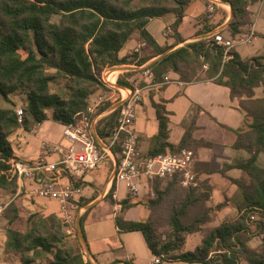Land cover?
<instances>
[{"label":"trees","instance_id":"16d2710c","mask_svg":"<svg viewBox=\"0 0 264 264\" xmlns=\"http://www.w3.org/2000/svg\"><path fill=\"white\" fill-rule=\"evenodd\" d=\"M197 1L0 0V96L7 99L19 88L26 89L24 130H29L30 120L39 124L52 119L66 125L86 109L92 94L104 88L101 79L104 68L128 63V57H121L120 52L133 35L151 45L156 55L164 54L168 48L156 43L147 30L149 22L174 15L173 28L177 41L181 42L178 28L187 7ZM220 1L230 5L233 13L224 33L233 39L244 35V30L254 23L249 8L260 0ZM55 16L60 17L59 23L52 22ZM263 60L243 59L234 49L231 58L224 61L222 47L212 40L201 39L165 54L152 66L158 79L173 71L186 83L204 78L228 87L231 97L238 98L242 109L253 118L249 131L237 132L234 145L246 151L248 158L228 167L245 174L240 180H232L237 186L232 199L239 213L237 219L223 222L217 228L209 227L215 211L223 205L215 208L208 205L212 188L207 181L197 187H183L178 176L151 183L154 196L146 206L149 216L145 221L116 219L120 231L141 232L155 257L167 262L264 264V239L257 248L248 245L252 230L249 220L255 214H264V165L258 163L264 154V97L255 98L256 88L264 90ZM206 64L208 69L202 71ZM52 83H62L63 89L53 93ZM155 108L159 133L155 147L146 156L165 154L168 148L175 154L180 149L195 151L202 146V142L192 138L191 128L178 146L170 144L168 112L163 105L155 104ZM116 115L114 111L98 123L97 134L103 141L116 129ZM20 128L15 110L0 108V159L13 156L8 137ZM1 170L0 167V190L15 196L17 180L8 179ZM24 199L25 194H20L5 211L7 253L18 256L20 264H91L65 242L62 224L54 213L45 215L38 211L25 219ZM122 204L125 209L128 201ZM160 208L168 212V230L163 235L158 232L155 219ZM80 228L84 233L83 220ZM263 232L264 221H260L257 233ZM195 234L201 235L199 244L186 251L187 239Z\"/></svg>","mask_w":264,"mask_h":264},{"label":"crops","instance_id":"0c3cea01","mask_svg":"<svg viewBox=\"0 0 264 264\" xmlns=\"http://www.w3.org/2000/svg\"><path fill=\"white\" fill-rule=\"evenodd\" d=\"M253 15L254 23L250 29H245L244 34L254 31V39L251 44L252 55L246 56L245 49L237 46L235 49L243 59H249L264 52V0L249 8ZM209 19H204L205 15ZM233 16L230 5L222 4L214 14L208 12V0H198L187 7L186 16L178 28L182 41H177L176 32L173 28L174 15H166L161 18L152 19L148 26V32L153 36L156 43L168 50L162 55H156L154 48L146 42V46L135 50L141 45L139 35L133 37L126 43L120 52L121 57H128V63L114 65L111 70L119 74V86L127 89L136 85L146 87L144 100L138 106V115L135 123V131L139 136V148L144 154L152 150L156 143L155 137L159 133V121L155 104L163 105L168 112V142L178 146L186 131L192 129V138L202 142L195 151L194 172L198 178V184L207 181L212 188L211 198L208 205L217 207L223 205L220 210L215 211L211 228L219 227L223 222L234 221L239 213L233 202L237 193V186L232 180H240L245 174L237 168H228L236 165L237 161L248 158V153L234 147L237 141V132L245 127L246 113L240 105L238 98L231 97L228 87L214 83L211 80H201L186 83L180 80L178 74L170 71L166 76L171 80L165 84L164 78L156 77L155 86L147 87L149 81L144 76V70L152 68L165 54L187 46L201 39H209L216 32L225 31ZM208 29H212L208 31ZM172 34H167L169 31ZM143 63L139 64V61ZM165 77V76H164ZM107 103L109 112L105 117L112 114L120 101ZM117 117V115H116ZM40 130L36 126L29 128L32 136L31 143L20 153L13 150V158L35 162L46 156L42 146L65 145L63 137V125L56 123L58 130L55 134L43 130L46 122ZM97 134V128L95 129ZM20 129H19V131ZM38 132V133H37ZM21 135V134H20ZM98 136V134H97ZM99 137V136H98ZM100 138V137H99ZM169 151V148L167 149ZM24 152V153H23ZM47 158L51 161L57 160V155L50 154ZM261 160V159H260ZM116 172L115 161L112 159L108 165L100 167L96 171L86 172L79 178L83 191L80 197V209L77 214V231L81 241V252L84 260L91 264H155V256L149 249L146 239L141 232L120 231L116 224L117 218L124 221H145L149 216L147 204L153 196L152 184L140 181L137 194L130 196L129 190L124 184L118 185L116 189L117 200L114 202L128 201L127 208L121 209L117 214L114 211V202L109 193L112 189V181ZM30 197L25 194V198ZM26 199L24 202L26 203ZM46 207H37L43 214L54 213L59 215V206L53 201H42ZM47 204V205H46ZM83 220L82 233L80 221ZM4 228V227H3ZM5 234V229H4ZM187 239L186 247L189 251L195 249L201 240V235L195 234ZM194 236V235H192ZM5 240L0 237V245L5 257L0 264H20V258L5 251ZM161 264H202L187 263L183 261L162 262Z\"/></svg>","mask_w":264,"mask_h":264},{"label":"built area","instance_id":"2783aa9c","mask_svg":"<svg viewBox=\"0 0 264 264\" xmlns=\"http://www.w3.org/2000/svg\"><path fill=\"white\" fill-rule=\"evenodd\" d=\"M220 0H208V12L214 14L222 6ZM170 30L167 34H172ZM254 31L239 35L235 40L226 37L224 31L216 32L211 40L224 49V61L231 58V51L242 45H251ZM146 42L135 50L139 53ZM205 70L208 65H204ZM108 68L101 77L104 88L99 95L88 102L85 110L77 113L72 122L63 125L65 145L42 146L43 158L35 162H26L16 158H9L7 168L1 173L8 179H16L18 190L15 197L22 193L33 195L41 200L53 201L59 206V217L67 226V233L77 234L76 218L80 209L82 185L79 178L86 172L96 171L108 165L110 160L115 161L116 172L112 181L110 199L117 200L116 188L124 184L130 196L137 194L140 181L152 183L156 179L175 178L178 176L183 187H197L198 178L194 172L195 153L190 149H180L177 153L168 151L165 154L146 156L139 148V136L135 131L138 115V106L144 100L145 88L140 84L133 88L124 89L119 86V74ZM144 76L149 79L147 87L155 86L156 75L151 68L144 70ZM164 83L171 82L168 76ZM119 98L116 129L112 136L103 141L96 134L98 123L105 118L107 103L115 102ZM19 124L24 123V110L16 111ZM50 154L57 155V160L47 158ZM123 208L122 202H114V211L117 214ZM6 207H0V218ZM254 219V218H253ZM155 264H161V259L155 257Z\"/></svg>","mask_w":264,"mask_h":264},{"label":"rangeland","instance_id":"374dc122","mask_svg":"<svg viewBox=\"0 0 264 264\" xmlns=\"http://www.w3.org/2000/svg\"><path fill=\"white\" fill-rule=\"evenodd\" d=\"M203 18L210 20L209 17H208V15L207 16L205 15ZM59 21H60V17L59 16L53 17L52 22L59 23ZM250 28H251V26L249 28H247V29H250ZM224 35L228 37L227 34L224 33ZM251 47H252V45L243 46V48L245 49V53L244 54H246V56L252 55L251 49H250ZM252 58H263L264 59V52H263V54L258 55V56H255V57H252ZM252 58H249V59H252ZM249 59H246V60H249ZM263 62H264V60H263ZM107 67L108 68H112L113 65H109ZM107 67H105L104 70L102 71L101 77L103 76V73L107 69ZM202 71H206V70L203 68ZM62 89H63V84L62 83H57V84L52 83V85H51V90H52L53 93L60 92ZM100 91L101 90H99L96 93L92 94L87 99V102H89L91 99H93L94 97H96L97 95H99ZM263 97H264L263 87L256 88L255 89V98H258L259 99V98H263ZM26 102H27V91H26L25 88H19L15 92L9 94V96H8L7 99H5L2 96H0V108L1 109H12V110H15V112H16L20 108H23L24 109ZM52 113H53L52 110L48 111V115L49 116H51ZM47 121L48 122H46V123H48V124H46L44 126L45 128L43 130L46 129V131L50 132L51 134H55L57 132V130H58V126H56L57 125L56 124L57 122L54 121V120H52V119H49ZM44 123L45 122H43L41 124L43 125ZM252 123H253V118L249 117L247 115V113H246V123H245V127L241 130V132L242 133H245V132L249 131L251 129V124ZM37 124L38 123H35L33 120H30L29 121V128H33L34 126H36L37 128H39L38 130H40L42 126L41 127L40 126H37ZM19 125L21 127L20 128L21 133L18 132L19 131L18 130V131L12 132L11 135H9V137H8V139L11 142L12 148H13V150H14L15 153H20V148H22L23 150H26V148L31 143V138L33 136L28 131H25L23 129L24 128V124H19ZM8 160L9 159H0V167H1V169H6L7 168L6 167V162ZM258 163L260 165H264V154L259 157ZM1 164H4L3 168L1 166ZM22 194H26V193L24 192ZM153 196H154V194H153ZM153 196H151V197H153ZM15 198L16 197L13 194H10V193H8L6 191L0 190V207L1 206H4L7 209L8 206L12 203V201ZM25 199L27 200L26 203L24 202V207H23V216L25 217V219H27L29 217V215H31V214L38 213V211H40V210H37V207H41V208L46 207L45 204H42L41 203L42 201H44V203L45 202H48L46 200H41V199H39V198H37V197H35L33 195H30V197H27ZM6 209H5V211H6ZM5 211H4L3 215H2V217L0 218V237L2 239H4V237H5L4 228H3V227H5V223H6L5 222V213H6ZM56 216L59 218V220H60V222L62 224L63 231H64V234H65V242H67L68 244H70L77 251H80L81 252V241L79 240L78 232H77V234H75V236L69 235L67 233V226H66V224H64L62 222V220L59 217V215H56ZM167 216H168V212L165 209L160 208L157 211V215H156V218L155 219H156V224H157V230H158V232L161 235H163L168 230ZM262 216L264 217V214L263 215H261V214H255V218L249 220V224H250V226H252L251 239H250L249 244H248L250 247H253V248L259 247L260 244H261V242H262V240L264 239V232L261 233V234H258L257 233V224H258V222L264 221V219H262ZM188 220L189 219H187V221ZM76 223H77V221H76ZM194 237H196V235L191 236L192 239H194ZM187 248L190 249V247L189 246L188 247L185 246V250L186 251H189ZM4 257H5V253L3 251L2 246L0 245V262H1V260ZM161 262H167V261L166 260L163 261L161 259ZM42 263H45V261H42ZM240 263L241 264H247L245 261H241Z\"/></svg>","mask_w":264,"mask_h":264}]
</instances>
